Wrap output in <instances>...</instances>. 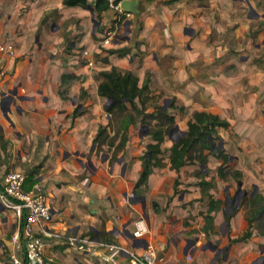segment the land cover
<instances>
[{
	"label": "crops",
	"instance_id": "0c3cea01",
	"mask_svg": "<svg viewBox=\"0 0 264 264\" xmlns=\"http://www.w3.org/2000/svg\"><path fill=\"white\" fill-rule=\"evenodd\" d=\"M249 1L255 16L241 0H142L140 14L121 20L110 8L97 13V0L87 6L0 0V40L16 50L5 63L0 99L17 90L8 117L0 108L7 142L6 155L0 139V177L32 172L45 186L50 226L63 237L88 235L136 252L152 245L155 264H264V236L256 230L246 241L230 242L248 228L237 193L256 187L264 194V0ZM109 29L117 35L105 45ZM112 67L135 72L140 86L147 81L152 98L146 112L174 102L169 112L178 129L161 144L165 165L138 188L142 156L155 142L150 126L131 124L117 158L107 146L96 153L93 143L110 118L108 98L98 93L99 74ZM198 111L218 114L230 127L217 129L206 165L172 168L170 147ZM222 164L228 174L242 172L241 185L218 175ZM204 175L214 183L209 193L223 200L212 212L216 232L209 237L203 231L208 198L198 184ZM231 206L237 210L228 221ZM139 219L148 231L134 242L125 231ZM17 230L13 213L0 204V264H12L13 250L22 254L13 241ZM63 237L46 239L43 264H116L104 260L103 247L85 252L67 247ZM114 255L118 264H129L124 254Z\"/></svg>",
	"mask_w": 264,
	"mask_h": 264
},
{
	"label": "trees",
	"instance_id": "16d2710c",
	"mask_svg": "<svg viewBox=\"0 0 264 264\" xmlns=\"http://www.w3.org/2000/svg\"><path fill=\"white\" fill-rule=\"evenodd\" d=\"M63 4L66 6H87L89 3L88 0H63ZM108 8L110 7L106 0H97L94 4V10L97 13H101ZM99 78V95L112 98V100L107 110L110 115L108 124L99 125L93 139L96 153H100L104 150V146H107L109 150L113 149V157L117 158L119 152L125 149L129 139V126L136 124L138 121L146 123L150 126L149 135L155 142L147 145V149L142 156L143 170L136 187L146 185L153 169L165 165L163 161L165 151L161 148V144L167 132L175 124V117L169 112V108H174V102L171 101L167 108H163V105H154L152 112H146L148 103L152 98L149 85L145 81L140 86L139 78L135 72L131 70L120 71L116 67H112L110 70L101 71ZM82 112L75 111L74 116ZM153 120H155V123H153ZM220 127L229 128L230 122L215 113L205 111L196 112L188 122L186 134L181 135L170 147L169 160L171 167L178 170L189 163L206 165L208 162L206 150L211 149L213 140L220 138L217 133V129ZM0 139L2 150L7 155V142L4 140L1 132ZM218 156L224 158V150H219ZM224 160L227 162L226 158ZM226 170L228 168L224 164L218 169V175L222 179L226 180L230 176L237 182L241 180L242 172L240 170L233 169L229 174ZM205 176L201 178L198 184L203 189L202 196H207L208 198L209 209L204 214L205 224L203 231L209 237V232H216L214 223L215 216L212 212L221 208L223 200L215 198L213 194L209 193L214 183L213 180L208 181ZM33 178L34 174L29 171L27 187L32 186L36 182ZM238 204L245 211L248 228L240 236L230 239V242L246 241L253 235L254 230L264 236V194L258 191L242 193ZM236 210L234 206H231L230 212L225 213L226 220L229 221ZM106 241L111 242V240Z\"/></svg>",
	"mask_w": 264,
	"mask_h": 264
},
{
	"label": "built area",
	"instance_id": "2783aa9c",
	"mask_svg": "<svg viewBox=\"0 0 264 264\" xmlns=\"http://www.w3.org/2000/svg\"><path fill=\"white\" fill-rule=\"evenodd\" d=\"M110 9H113L119 19L128 20L134 16L133 12L125 11L122 0H106ZM120 20V21H121ZM102 43L107 45L113 42L117 32L106 30ZM88 56L87 50L81 52ZM16 57V50L12 43L0 40V92L6 76L5 63L8 59ZM93 64L92 61L89 62ZM28 173L25 171L9 170L0 177V204L4 209L13 213L18 230L13 235V241L20 244L22 254L13 250L10 254L12 264H43L44 251L47 238L58 239L63 237L51 228L53 221L52 208L48 202L45 186L42 182L36 181L32 186L27 187ZM145 222L139 219L135 222L132 231L134 238L139 239L147 233ZM63 243L70 248L92 252L99 247H103L108 254L103 256L105 261L117 263L115 253L124 254L129 264H155L156 249L152 245H147L141 252L127 248L119 243H109L97 241L91 236L72 234L63 237Z\"/></svg>",
	"mask_w": 264,
	"mask_h": 264
},
{
	"label": "water",
	"instance_id": "95a60500",
	"mask_svg": "<svg viewBox=\"0 0 264 264\" xmlns=\"http://www.w3.org/2000/svg\"><path fill=\"white\" fill-rule=\"evenodd\" d=\"M121 6L125 11H130L135 14H140L142 11V0H122ZM127 24H129V21H127ZM17 95V90L10 91L8 93H2L1 99H0V108L3 111L4 115L8 117V113L11 112V104L13 103L16 106V100L15 97ZM112 98H108L106 109L108 110L110 102ZM178 127L174 126L171 128L170 133L174 130H177ZM144 133L145 135L148 134V126H144ZM183 134H186V132H183ZM179 139V138H178ZM241 181L239 182V185H241ZM257 188L255 187L253 192H256ZM241 192V189L240 191ZM231 201V198L227 197V203ZM125 235L132 238L134 242H137V239L134 238V235L131 231L126 230Z\"/></svg>",
	"mask_w": 264,
	"mask_h": 264
},
{
	"label": "rangeland",
	"instance_id": "374dc122",
	"mask_svg": "<svg viewBox=\"0 0 264 264\" xmlns=\"http://www.w3.org/2000/svg\"><path fill=\"white\" fill-rule=\"evenodd\" d=\"M241 1H245V5H246L247 9L249 8V9L251 10V12H252L251 15L255 16V14H256L257 11L253 8V6L251 5L250 1H249V0H241ZM230 35H231V34H230ZM231 37H232V36H231ZM230 41H231V40H230ZM230 41H229V43H230ZM234 73H235V72H234ZM162 104H163V103H162ZM248 191H249V193H251V192L254 191V189H253L252 187H249ZM241 195H242L241 192H238V193H237V195H236V201H237V202H239V200H240V198H241ZM227 209H228V208H227Z\"/></svg>",
	"mask_w": 264,
	"mask_h": 264
}]
</instances>
